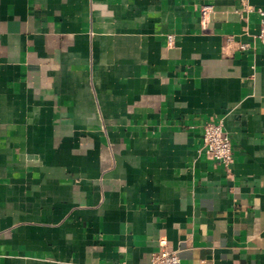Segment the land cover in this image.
Wrapping results in <instances>:
<instances>
[{"label": "crops", "instance_id": "1", "mask_svg": "<svg viewBox=\"0 0 264 264\" xmlns=\"http://www.w3.org/2000/svg\"><path fill=\"white\" fill-rule=\"evenodd\" d=\"M248 6L264 0H0V264H150L164 239L182 264H264Z\"/></svg>", "mask_w": 264, "mask_h": 264}, {"label": "built area", "instance_id": "2", "mask_svg": "<svg viewBox=\"0 0 264 264\" xmlns=\"http://www.w3.org/2000/svg\"><path fill=\"white\" fill-rule=\"evenodd\" d=\"M247 10L254 12L257 9L253 6H248ZM257 11L261 16V27L256 37L264 44V9H258ZM212 12V6H204L202 10V22L204 26L207 25L209 15ZM168 41L169 45H173V35L168 36ZM240 48L246 50L249 48V44L242 43ZM203 149L210 159L222 163L226 168L230 167L234 162L231 137L222 121H209L204 125ZM160 246L161 249L153 254L150 264H182L178 253L168 249L165 239L160 241Z\"/></svg>", "mask_w": 264, "mask_h": 264}]
</instances>
